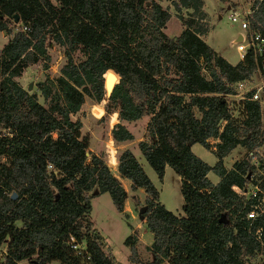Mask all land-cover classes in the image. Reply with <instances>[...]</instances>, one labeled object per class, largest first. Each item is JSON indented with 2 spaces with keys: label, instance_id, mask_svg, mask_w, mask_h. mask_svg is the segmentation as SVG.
<instances>
[{
  "label": "trees",
  "instance_id": "trees-1",
  "mask_svg": "<svg viewBox=\"0 0 264 264\" xmlns=\"http://www.w3.org/2000/svg\"><path fill=\"white\" fill-rule=\"evenodd\" d=\"M167 1L181 24L173 37L163 32L170 14L158 0H0L7 36L0 48V264H113L88 218L90 199L107 193L122 212L126 192L100 156L87 158L88 138L71 118L85 96L100 97L107 70L118 75L106 105L117 112L113 141L132 140L124 123L147 116L141 156L159 181L165 166L179 177L178 215L158 202L129 149L117 155L118 176L145 194L148 264H246L256 244L238 219L242 198L229 187L243 186L251 165L236 161L226 170L222 158L237 145L264 150V101L244 99L236 123L224 99L250 76L252 58L246 53L230 64L201 39L208 31L202 0ZM251 5L250 28L264 37V0ZM53 43L63 47L65 61L57 77L39 83L42 105L15 78L29 65L46 69ZM76 50L83 55L78 62ZM209 138L217 139L213 165L190 148L208 149ZM209 171L218 176L215 184ZM134 239L128 235L123 244L138 262Z\"/></svg>",
  "mask_w": 264,
  "mask_h": 264
},
{
  "label": "rangeland",
  "instance_id": "rangeland-1",
  "mask_svg": "<svg viewBox=\"0 0 264 264\" xmlns=\"http://www.w3.org/2000/svg\"><path fill=\"white\" fill-rule=\"evenodd\" d=\"M52 1V0H51ZM205 11L208 13V32L204 36L205 42L218 54L224 56L230 63L235 64L239 61L238 53L231 44V39L239 32V26L235 22L229 20L231 8L247 7L251 5L252 0H202ZM162 7L170 11V18L167 20L163 32L168 37H173L180 32V22L175 18V13L166 0H159ZM228 7V8H227ZM183 17H188L187 11L182 13ZM4 42L3 32H0V47ZM49 54V61L47 68L42 69L40 65H29L22 70L21 74L16 77V81L25 88L28 92L37 95V101L44 105L42 97L39 95V83L45 77L55 78L59 74V68L64 63L63 47L53 43L47 49ZM83 59L80 51L76 50L73 53V60L78 62ZM206 75L204 71H201ZM30 86L28 89L27 87ZM234 86V84H233ZM235 93V90H234ZM224 99L227 103V108L230 118L236 123H239L242 118L240 104L238 97L234 95H226ZM107 97L104 89L97 100L89 97H84L80 110L71 115V118L79 119L81 122L80 132L86 135L88 140L87 158L89 154H96L100 156L108 167L109 171L118 180L120 185L125 188L126 198L123 202L122 212H118L111 202L107 193H101L90 199V211L88 218L92 223V227L98 232L104 251H109L113 257V264H148L151 259L149 245L151 242V233L147 230L144 220L141 218V209L145 207V194L142 189L138 188L135 191L129 189L127 180H122L116 172V158L123 149H129L140 163L142 169L157 190V200L167 210L174 214H181L182 200L179 193V177L170 169L169 166L164 167V174L159 181L141 156L137 142L146 139L145 128L147 116L141 117L133 122H125V126L132 133L133 139L124 142L113 141L110 133L111 127L118 122L116 108L107 105ZM193 115L199 117L200 113L194 108ZM209 148L205 149L199 144H192L191 151L200 159L209 165L215 162L214 143L217 142L215 138H209ZM4 161V158H0ZM236 161H247L251 165V178L248 181H254L259 178L260 172L264 170V150L261 147L255 150H247L246 148L237 145L222 159V164L227 170L231 168ZM249 174V173H248ZM207 177L211 183L218 180V176L209 171ZM131 235L134 239V246L136 249V257L138 262H132L128 259L129 248L123 244L126 236ZM6 242L0 245V262L5 254ZM83 244L81 245V247ZM246 264H254L258 262L257 258L246 260ZM248 258V257H247ZM19 264H26L25 261ZM48 264H58L57 262H50ZM161 264H168L164 260Z\"/></svg>",
  "mask_w": 264,
  "mask_h": 264
},
{
  "label": "built area",
  "instance_id": "built-area-1",
  "mask_svg": "<svg viewBox=\"0 0 264 264\" xmlns=\"http://www.w3.org/2000/svg\"><path fill=\"white\" fill-rule=\"evenodd\" d=\"M230 10L229 20L239 26V32L230 42L238 53L239 60H242L246 53L250 54L254 67L248 78L234 83L235 93L231 95L238 97L240 107L244 99L261 104L264 101V37L250 28L249 17L252 5L235 7ZM247 93H250L248 97ZM247 175L248 178L252 177L251 173ZM229 188L242 198L237 215L242 213L238 219L243 221L245 230L256 244L248 255L251 258H257L258 262L254 264H264V170L260 172L257 180L247 181L243 186L231 184ZM71 247L75 248L74 245ZM247 257L246 260L250 259L249 256Z\"/></svg>",
  "mask_w": 264,
  "mask_h": 264
},
{
  "label": "water",
  "instance_id": "water-1",
  "mask_svg": "<svg viewBox=\"0 0 264 264\" xmlns=\"http://www.w3.org/2000/svg\"><path fill=\"white\" fill-rule=\"evenodd\" d=\"M18 18L17 16H13V21L17 22ZM118 82V75H116L112 70H107L104 74L103 77V89L105 92L106 97L108 98L114 85ZM28 89L30 88V86L27 87ZM248 178V175H247ZM11 198L15 197V194L12 193L10 195ZM89 264H93L92 262H89Z\"/></svg>",
  "mask_w": 264,
  "mask_h": 264
},
{
  "label": "crops",
  "instance_id": "crops-1",
  "mask_svg": "<svg viewBox=\"0 0 264 264\" xmlns=\"http://www.w3.org/2000/svg\"><path fill=\"white\" fill-rule=\"evenodd\" d=\"M167 1V0H166ZM158 2H159V0H158ZM159 4H160V2H159ZM167 4H169V2L167 1ZM161 5V4H160ZM169 6H171L170 4H169ZM172 7V6H171ZM228 8V7H227ZM173 9V8H172ZM202 10L204 11V13H205V20H206V22H207V20H208V13L205 11V8H204V4H203V6H202ZM185 11H187V12H189V10L188 9H182L181 10V14L184 12L185 13ZM168 12H169V14H170V11L168 10ZM173 12L175 13V11L173 10ZM172 16V15H171ZM170 16V17H171ZM182 16H184L183 14H182ZM169 17V18H170ZM175 18H176V15H175ZM177 19V18H176ZM179 20V19H178ZM180 22V21H179ZM208 24V23H207ZM180 27H181V24H180ZM164 29V28H163ZM180 30H181V28H180ZM1 32V31H0ZM208 32V31H207ZM206 32V33H207ZM205 33V34H206ZM205 34H202L200 37H201V39H203V41H205L204 40V36H205ZM3 36H4V42L2 43V45L7 41V36L6 35H4L3 34ZM1 45V46H2ZM1 48V47H0ZM216 52V51H215ZM217 53V52H216ZM220 56H222L221 54H219ZM228 63H230L224 56H222ZM230 64H232V63H230ZM191 148V147H190ZM216 159V158H215ZM223 159V158H222ZM216 161V160H215ZM122 180H126V179H122ZM218 181V180H217ZM127 183H128V181H127ZM216 183V182H215ZM215 183H212V184H215ZM128 186H129V183H128ZM124 190H125V188H123Z\"/></svg>",
  "mask_w": 264,
  "mask_h": 264
}]
</instances>
